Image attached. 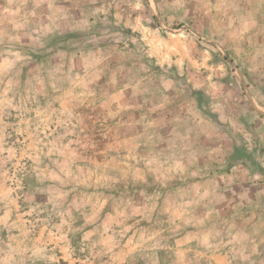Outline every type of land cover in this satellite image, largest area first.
<instances>
[{
    "label": "rangeland",
    "instance_id": "1",
    "mask_svg": "<svg viewBox=\"0 0 264 264\" xmlns=\"http://www.w3.org/2000/svg\"><path fill=\"white\" fill-rule=\"evenodd\" d=\"M0 264H264V0H0Z\"/></svg>",
    "mask_w": 264,
    "mask_h": 264
}]
</instances>
